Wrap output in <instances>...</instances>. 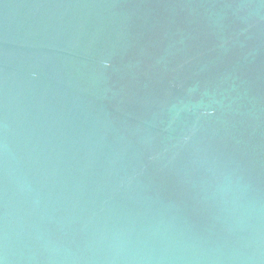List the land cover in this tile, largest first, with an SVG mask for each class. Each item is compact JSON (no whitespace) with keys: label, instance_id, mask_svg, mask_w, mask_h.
<instances>
[{"label":"water","instance_id":"obj_1","mask_svg":"<svg viewBox=\"0 0 264 264\" xmlns=\"http://www.w3.org/2000/svg\"><path fill=\"white\" fill-rule=\"evenodd\" d=\"M0 261L264 264V0H0Z\"/></svg>","mask_w":264,"mask_h":264},{"label":"clouds","instance_id":"obj_2","mask_svg":"<svg viewBox=\"0 0 264 264\" xmlns=\"http://www.w3.org/2000/svg\"><path fill=\"white\" fill-rule=\"evenodd\" d=\"M0 264H4V262L3 261H0Z\"/></svg>","mask_w":264,"mask_h":264}]
</instances>
